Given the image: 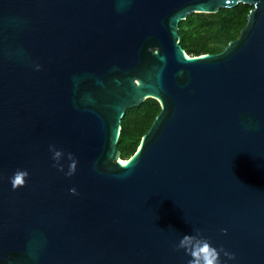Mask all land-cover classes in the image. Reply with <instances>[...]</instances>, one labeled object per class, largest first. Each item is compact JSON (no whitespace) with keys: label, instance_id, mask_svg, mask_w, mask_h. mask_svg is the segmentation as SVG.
<instances>
[{"label":"water","instance_id":"obj_1","mask_svg":"<svg viewBox=\"0 0 264 264\" xmlns=\"http://www.w3.org/2000/svg\"><path fill=\"white\" fill-rule=\"evenodd\" d=\"M237 4V37L186 56L178 22ZM148 98L124 163L120 119ZM194 229L264 264V0H0V264H187Z\"/></svg>","mask_w":264,"mask_h":264},{"label":"trees","instance_id":"obj_2","mask_svg":"<svg viewBox=\"0 0 264 264\" xmlns=\"http://www.w3.org/2000/svg\"><path fill=\"white\" fill-rule=\"evenodd\" d=\"M249 6L217 10L213 14L192 13L177 24L178 45L188 57L216 54L234 40L245 25ZM159 112L158 103L145 99L138 107L124 111L116 141L118 158L127 160L136 150L139 139Z\"/></svg>","mask_w":264,"mask_h":264},{"label":"clouds","instance_id":"obj_3","mask_svg":"<svg viewBox=\"0 0 264 264\" xmlns=\"http://www.w3.org/2000/svg\"><path fill=\"white\" fill-rule=\"evenodd\" d=\"M37 70H39V66H37ZM49 151L52 153L53 167L57 168L58 171H64L60 161L65 154L54 145H49ZM67 160L69 161V166L65 175L72 176L76 171L77 161L71 153L67 154ZM28 176L27 170L17 169L9 178L12 190L24 187ZM69 192L73 195L77 194L75 188L69 189ZM194 231V235L185 234L174 245L175 250L179 251L182 249L190 257L187 264H227V261L236 259L234 253L225 250L223 247L219 249L213 247L209 239L202 235L200 229H194ZM221 231L226 232L224 229H221ZM221 253L226 258L224 261L221 260Z\"/></svg>","mask_w":264,"mask_h":264},{"label":"snow or ice","instance_id":"obj_4","mask_svg":"<svg viewBox=\"0 0 264 264\" xmlns=\"http://www.w3.org/2000/svg\"><path fill=\"white\" fill-rule=\"evenodd\" d=\"M124 163H127V161H124Z\"/></svg>","mask_w":264,"mask_h":264}]
</instances>
